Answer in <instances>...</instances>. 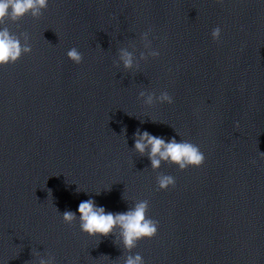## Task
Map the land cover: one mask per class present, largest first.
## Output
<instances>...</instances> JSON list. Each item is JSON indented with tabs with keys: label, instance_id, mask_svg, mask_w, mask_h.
I'll return each mask as SVG.
<instances>
[{
	"label": "water",
	"instance_id": "water-1",
	"mask_svg": "<svg viewBox=\"0 0 264 264\" xmlns=\"http://www.w3.org/2000/svg\"><path fill=\"white\" fill-rule=\"evenodd\" d=\"M4 26L31 51L0 67L3 264H264V0H48ZM143 131L203 163L153 170ZM89 197L112 212L146 199L156 234L126 250L118 229L96 240L61 221Z\"/></svg>",
	"mask_w": 264,
	"mask_h": 264
},
{
	"label": "clouds",
	"instance_id": "clouds-1",
	"mask_svg": "<svg viewBox=\"0 0 264 264\" xmlns=\"http://www.w3.org/2000/svg\"><path fill=\"white\" fill-rule=\"evenodd\" d=\"M47 6L48 0H0V67L16 62L22 54H28L31 51V46L26 42L27 35H25V43H21L19 37L11 34L4 26L5 21L16 22L26 14L33 17L39 16L41 10ZM148 29L151 31V28ZM220 32L219 26L213 27L210 32L211 39L217 41ZM151 54L158 55L155 52ZM66 56L74 64L81 63L82 54L76 47L69 48ZM120 58L125 68L132 65L130 53L121 51ZM140 95L143 96L144 93L141 92ZM152 99V95L149 94L146 103H151ZM157 100L167 104L172 103V97L167 91L161 92ZM133 148L141 155L145 153V149L148 150L147 155L153 170L157 169L162 161L176 166L178 170H183L189 166L198 167L204 160V154L198 145L188 140L177 141L174 137L166 142L162 137L154 136L147 131L134 133ZM155 179L159 190L174 186L175 183L174 177L168 174H158ZM82 189L78 187L77 190ZM103 189L107 190L108 187ZM100 190L96 191L97 195L100 194ZM147 211L148 201L146 199L139 200L124 212H112L106 211L102 205H97L89 197L80 201L75 211L65 210L59 215L64 224L71 226L75 222L81 233L96 240L100 237H107L113 233L114 229H118L119 242L124 249L128 250L138 241L152 238L157 232L158 221L149 217ZM0 264L3 262L0 261ZM40 264H45V262L41 260ZM124 264H145V262L137 253L126 257Z\"/></svg>",
	"mask_w": 264,
	"mask_h": 264
}]
</instances>
